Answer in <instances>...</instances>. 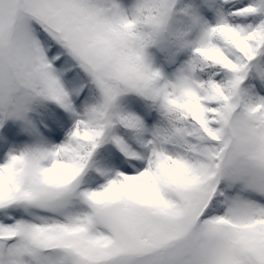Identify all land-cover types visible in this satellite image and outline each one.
<instances>
[{
    "label": "snow or ice",
    "instance_id": "1",
    "mask_svg": "<svg viewBox=\"0 0 264 264\" xmlns=\"http://www.w3.org/2000/svg\"><path fill=\"white\" fill-rule=\"evenodd\" d=\"M176 2L0 0V264H264V0Z\"/></svg>",
    "mask_w": 264,
    "mask_h": 264
},
{
    "label": "trees",
    "instance_id": "2",
    "mask_svg": "<svg viewBox=\"0 0 264 264\" xmlns=\"http://www.w3.org/2000/svg\"><path fill=\"white\" fill-rule=\"evenodd\" d=\"M196 4L197 1L195 0H177L176 4L174 5V15L172 19H174V21L182 20L181 23H184V20L187 17L182 10L188 9L190 6L195 7Z\"/></svg>",
    "mask_w": 264,
    "mask_h": 264
},
{
    "label": "clouds",
    "instance_id": "3",
    "mask_svg": "<svg viewBox=\"0 0 264 264\" xmlns=\"http://www.w3.org/2000/svg\"><path fill=\"white\" fill-rule=\"evenodd\" d=\"M187 23L173 22V20H171L170 21V28H171L173 33H180L181 31H183L187 27Z\"/></svg>",
    "mask_w": 264,
    "mask_h": 264
},
{
    "label": "rangeland",
    "instance_id": "4",
    "mask_svg": "<svg viewBox=\"0 0 264 264\" xmlns=\"http://www.w3.org/2000/svg\"><path fill=\"white\" fill-rule=\"evenodd\" d=\"M122 4L125 6V7H128L131 5L132 3V0H121ZM173 22H182V20H177V21H174V19H172ZM185 23H187V18L185 20ZM191 38V37H189ZM153 55H156V56H159V55H162L157 49L153 48V49H150L149 50Z\"/></svg>",
    "mask_w": 264,
    "mask_h": 264
}]
</instances>
